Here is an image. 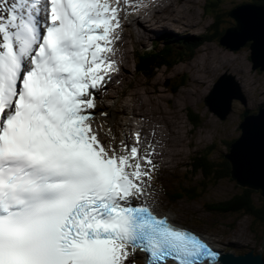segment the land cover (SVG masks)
<instances>
[{
	"label": "snow or ice",
	"instance_id": "1",
	"mask_svg": "<svg viewBox=\"0 0 264 264\" xmlns=\"http://www.w3.org/2000/svg\"><path fill=\"white\" fill-rule=\"evenodd\" d=\"M120 11L121 0H0V264H135L138 250L146 264H221L158 214L152 145L139 131L117 142L114 113L98 108L119 70Z\"/></svg>",
	"mask_w": 264,
	"mask_h": 264
},
{
	"label": "rangeland",
	"instance_id": "2",
	"mask_svg": "<svg viewBox=\"0 0 264 264\" xmlns=\"http://www.w3.org/2000/svg\"><path fill=\"white\" fill-rule=\"evenodd\" d=\"M209 2H217V0H209ZM204 4L205 0H189L187 4L179 3V6L181 5L182 7H180L185 11L183 12L184 17L181 16L176 22V24L178 23L177 27L169 26L171 33L178 35L179 41L184 42L182 38L184 35L189 40L191 36H203L205 33L213 35V31L208 29L209 26L213 25L211 15L208 17L204 12ZM231 11L229 9L228 15L231 14ZM228 17L230 18V16ZM184 18L187 20L185 24L189 25V28H185L186 31L179 28L181 20ZM149 30L154 31L153 28ZM150 31L146 32L151 36ZM123 44L124 41H121V45ZM169 45L171 46V43ZM193 46L195 56L192 61L187 59L184 62L176 63L173 68H160L157 70L158 72H155L157 75L154 74L151 79L136 71L132 72L123 68L121 73L125 72V81H121V85H116V89L110 97V104H112L110 109L117 113L124 112V115L129 119L131 116L128 117V114L133 113L135 115L142 103L152 106L159 120L153 122L155 130L150 124L139 123V127L142 128L140 132L142 140L145 144L150 143L154 148L153 160L158 166L159 174L163 177L169 176L175 182L172 185L181 193L187 194H189V185H192L190 183H203L204 179L219 178L218 173L203 177L199 163H196L193 168L194 172L199 173L197 175L192 173L190 161L195 153L191 150V146L211 143L217 138L226 142L231 138H237L241 133L238 127L242 120L240 113L242 114L245 110L255 113L253 112L255 106L264 102V70L250 69L252 62L249 47L244 45L242 49L235 51L216 41L205 44L196 43ZM122 49L128 50V56L126 55L128 59H125V62L122 60H116V62H120L122 67L130 63L134 65L132 46L127 45V49ZM218 58L221 59L219 62L212 63L213 66L217 65L214 70L208 71L203 68V71H200V67H203L202 59L204 63H208L210 59L218 60ZM198 61H200V66L195 67ZM224 61H230V64H223ZM206 63L208 69L209 65ZM223 73L236 75V78H239V84L244 88H242L243 94L247 91L246 105L244 106L238 99L236 101L233 99L232 113L226 120L218 119L203 102L205 95L209 93L212 85ZM177 75L178 77L187 75V82L183 86L174 85L175 93H173L170 83H173V78ZM203 90H206L205 94H201ZM161 112L164 115L160 114ZM192 117L195 120L194 126L191 124L190 118ZM135 119H137L136 115ZM132 120L129 122L130 125L134 124ZM223 137H227L228 140ZM119 138H121L120 135ZM211 144L212 149L209 151L208 159H213L220 154L217 143ZM183 175L186 179H181ZM235 193H239L236 182L222 179L216 184L210 185L208 190L201 192L200 189L195 188L191 194L194 199L183 197L169 207L171 213L179 218H188L204 224L205 228L211 230L210 234L215 236V240L233 243L236 252H244L247 248L253 249L255 245L254 250L260 251L263 249L262 242L264 243L262 223L258 222L259 224L255 227L259 235V237H255L250 231L247 217H245L247 218L245 221L244 217L238 214L240 212L228 213L222 209L223 207H220L219 200H225L229 197L233 199ZM162 199L165 201L164 198ZM204 202L212 204L209 208L216 212L226 214H213L206 211L203 207ZM212 219L222 222L213 223ZM233 223L234 226H231Z\"/></svg>",
	"mask_w": 264,
	"mask_h": 264
},
{
	"label": "water",
	"instance_id": "3",
	"mask_svg": "<svg viewBox=\"0 0 264 264\" xmlns=\"http://www.w3.org/2000/svg\"><path fill=\"white\" fill-rule=\"evenodd\" d=\"M231 15L232 11L230 19L232 20L231 24H233L234 19ZM233 15L236 23L239 25L237 27V31H233L236 39L239 40V37H243V42L247 41L245 46L249 48V42H254L253 59L256 62V66L260 64L261 66H264V35L261 33V21L258 17H256V13H253V15H247L246 12L242 10H235L233 11ZM262 22H264V15L262 17ZM251 53L252 50L250 51V55ZM251 62L252 65L250 69L252 70L254 68L252 58ZM223 76L225 79L221 78L222 81L220 77L218 78L220 79L218 82L221 81V84L218 88L219 90L217 96H214V98H219L222 95V106L218 102L215 103V101L212 100L214 110H218L220 115L217 116L215 113L214 114L220 120L223 119L222 116L224 114L221 109L226 106L224 98V91L226 89L225 83H228L230 86L232 85L236 90L239 89L236 82L233 84L231 83L234 80L231 75L223 74ZM228 77H231L233 80L228 79ZM236 99H238L245 106V100L242 95ZM253 117L254 116H246L243 122H241L239 127L241 128V136L235 141L236 143L232 146L231 151L226 155V157L232 165L231 177L235 178L237 183L242 187L253 190H261L262 196L264 197V119L258 124V126L254 127L251 125L250 128H247L248 124H251L253 121H257L256 119H252ZM259 119L261 120L262 117H259ZM255 259L257 260L258 258ZM221 261L222 264H263L261 260L255 261L251 254L245 255L239 260L231 256H221Z\"/></svg>",
	"mask_w": 264,
	"mask_h": 264
},
{
	"label": "bare ground",
	"instance_id": "4",
	"mask_svg": "<svg viewBox=\"0 0 264 264\" xmlns=\"http://www.w3.org/2000/svg\"><path fill=\"white\" fill-rule=\"evenodd\" d=\"M156 4H157V6L159 7V9L161 10V11H167L165 14H163V12H160V13H154V12H152V13H150L148 16H149V18H150V20H152L153 21V23L155 24V25H157L158 26V28H159V30H164V28H166L165 30V32L167 33L168 31H170L171 30V28H170V30H169V26L170 25H173V26H178V23L176 24V22L179 20V18L181 17V16H183L184 17V15H183V12H185L180 6H179V3H186L187 4V2L189 1V0H153ZM200 2V1H199ZM149 18H144L143 17V15H140V14H138L137 15V19H135V21H134V23H133V25H134V28L136 29V30H138L139 29V27L140 26H143V25H145V24H147L146 22H148L149 21ZM189 19V18H188ZM187 20L184 18V19H182L181 20V26L179 27L181 30H183V31H186L187 29H185V28H189L186 24H185V22H186ZM189 22V21H188ZM188 24V23H187ZM212 24H213V22H212ZM183 25V26H182ZM212 26V25H211ZM130 27H131V24H130ZM229 30H231V27L229 28ZM161 33H163V32H161ZM137 36H138V38H139V40H140V42L142 43V39H141V36L137 33ZM228 41L230 42V43H232L231 44V46L232 47H238L240 44H239V42H237L238 41V39H236V37H235V35L234 34H232V35H230V37L228 38ZM135 42L137 43V41H136V39H135ZM144 43H145V45H149V42H148V38H146L145 40H144ZM234 43V44H233ZM122 50H124V49H122ZM126 50H124V52H125ZM126 57V56H125ZM219 57V56H218ZM127 59V58H126ZM116 60H118V59H116ZM221 59H219L218 58V60H213V59H210L209 61L210 62H208V63H206V64H208L209 65V67H208V69H207V67H206V65H205V63H204V61H203V59H202V62H203V67H200V71H203V68H204V70H208V71H212V70H214L215 69V67H217V65H215V66H213L212 65V63L214 62H219ZM223 64H230V61H224V63ZM175 65V64H174ZM200 66V61H198L197 63H196V65H195V67L196 66ZM223 74H226V73H223ZM223 74H221V75H223ZM220 75V76H221ZM229 75V74H228ZM231 76L236 80V84H237V86H238V88L240 89V91H241V93H243V86L241 87V85L239 84V78H236V75H233V74H231ZM247 78V77H246ZM250 78V77H249ZM246 81V80H245ZM248 81V80H247ZM248 85H247V83H246V87H247ZM243 88V89H242ZM245 91V90H244ZM206 93V90H203L202 91V93L201 94H205ZM244 97H246V99H247V91H246V93L244 92ZM235 101H236V99H235ZM245 105H246V102H245ZM110 110V109H109ZM112 111V110H111ZM113 112V111H112ZM114 113V115H115V112H113ZM230 114L229 113H227V116L225 117V118H223L222 120H224V119H226V118H228V116H229ZM205 118V117H204ZM191 119V121H192V123L194 122V118L192 117V118H190ZM241 122H243V120H241ZM240 122V123H241ZM151 125V127L154 129V123H151L150 124ZM155 130V129H154ZM240 130H241V128H240ZM241 136V133H240V135L237 137V139L239 138ZM236 139V140H237ZM194 157H191V161H190V165H191V171H192V163L196 160V158H197V155L196 154H194L193 155ZM198 173H196V175H197ZM230 178H232V177H230ZM232 179H234V180H236L235 178H232ZM260 193H261V195H262V192L260 191ZM157 211L158 212H160L158 209H157ZM163 214H165V213H163ZM170 216V218H174L173 216H171V215H169ZM216 244V243H215ZM215 248H217L218 250H220V248H219V246H217V244L215 245Z\"/></svg>",
	"mask_w": 264,
	"mask_h": 264
},
{
	"label": "trees",
	"instance_id": "5",
	"mask_svg": "<svg viewBox=\"0 0 264 264\" xmlns=\"http://www.w3.org/2000/svg\"><path fill=\"white\" fill-rule=\"evenodd\" d=\"M222 22V21H221ZM223 22H228L225 19L223 20ZM221 23H217L215 24V28L219 27L218 30L215 29V35L216 37L221 35V33L223 32V27L220 26ZM213 26V25H212ZM219 32V33H218ZM165 60V55L164 52L161 51L160 54L153 56L151 58L148 59L147 64H145L142 68H144L145 70H149L152 69L154 66L158 65L161 63V61ZM169 60H167L168 62ZM237 138H235L236 141ZM197 158L196 160L192 163V171L193 166L197 163ZM202 167L204 168V170H207L208 173L209 172H215L218 173V175L220 177H229V172H231L230 170V164L227 160H224L223 158L217 161H207L206 159H204V161L202 162ZM217 167V168H215ZM193 174H196L194 172H192ZM230 177H231V173H230ZM205 182V181H203ZM240 193L235 195V197L231 200H227L224 201V203L231 209L234 211H237L238 209L244 211V213H256V214H262L261 211L264 213V199L263 198H259L258 200H256V196L253 195V191L246 188H240ZM260 193V192H259ZM258 201V202H257ZM263 216H261V219H264V214H262Z\"/></svg>",
	"mask_w": 264,
	"mask_h": 264
}]
</instances>
